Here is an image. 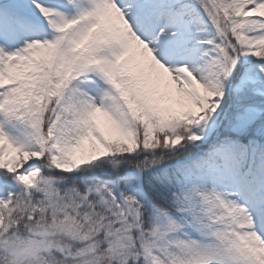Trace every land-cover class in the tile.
<instances>
[{
	"label": "snow or ice",
	"instance_id": "6c2138e0",
	"mask_svg": "<svg viewBox=\"0 0 264 264\" xmlns=\"http://www.w3.org/2000/svg\"><path fill=\"white\" fill-rule=\"evenodd\" d=\"M0 264H264V0H0Z\"/></svg>",
	"mask_w": 264,
	"mask_h": 264
}]
</instances>
